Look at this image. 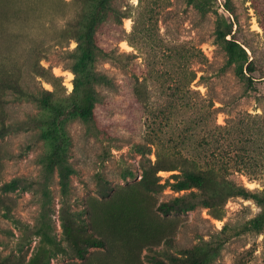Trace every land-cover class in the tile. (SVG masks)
<instances>
[{"label":"rangeland","instance_id":"1","mask_svg":"<svg viewBox=\"0 0 264 264\" xmlns=\"http://www.w3.org/2000/svg\"><path fill=\"white\" fill-rule=\"evenodd\" d=\"M207 8L0 0V120L11 124L0 138V264H264V0ZM221 17L247 53L243 73L216 38ZM93 20L87 71L108 82L73 71ZM38 65L62 81L48 107L1 88L12 71L52 90ZM55 146L72 168L65 194L41 162ZM178 170L203 184L173 190Z\"/></svg>","mask_w":264,"mask_h":264},{"label":"trees","instance_id":"2","mask_svg":"<svg viewBox=\"0 0 264 264\" xmlns=\"http://www.w3.org/2000/svg\"><path fill=\"white\" fill-rule=\"evenodd\" d=\"M210 0H188L189 3H193L199 10L204 11L207 8ZM103 3V1L101 2ZM226 9L230 11L227 3H225ZM95 21L93 20L90 27L84 32V47L79 60L74 64L73 71L78 73L80 70H85L86 75L93 81L97 82H108L109 80L98 73L88 72L87 64L92 60L93 52L97 47L95 42ZM232 32V23L227 22L224 17L219 18L216 23L215 35L219 42L224 45V48L228 54L229 62L234 63L238 71L243 73L244 64L247 63L246 69L249 66L248 56L244 48L236 41L234 34H231L229 38H226L228 34ZM1 88H10L11 93L16 100H26L35 103L39 107H48L54 92H56L58 86H61L62 81L59 76L52 73L51 69L38 65L36 68L35 75L49 82L53 89L48 90L43 87L32 89L25 86L21 82V77H12L13 72L7 71ZM96 100V92L94 90H89L88 92V102L85 106L79 110L81 117L84 120L89 119L93 113V103ZM10 123L5 124L0 120V138L4 137L10 132ZM43 168L47 174L53 172L54 168H57V173L59 177V185L61 192L65 194L68 190L69 175L72 172V168L66 163L65 157L59 146H55L48 154L41 158ZM171 178L174 181L170 183V186L175 191L187 190L192 187H199L203 184L204 179L201 175L194 172L193 170H178V172L171 174ZM20 183V178H12L9 182L4 184L5 190L16 189ZM180 198H174L173 205L163 204L161 208L164 212H169L178 204ZM99 244L103 245V241L100 239ZM36 257L33 256L27 264H36Z\"/></svg>","mask_w":264,"mask_h":264}]
</instances>
